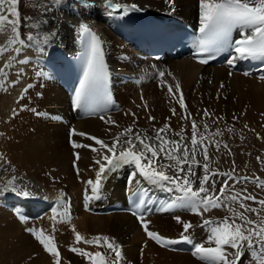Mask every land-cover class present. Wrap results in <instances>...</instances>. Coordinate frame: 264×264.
Segmentation results:
<instances>
[{"label":"bare ground","instance_id":"1","mask_svg":"<svg viewBox=\"0 0 264 264\" xmlns=\"http://www.w3.org/2000/svg\"><path fill=\"white\" fill-rule=\"evenodd\" d=\"M120 1L122 0H114L115 3ZM124 1H134V4H139L154 15L171 16L168 12H175L182 20L190 23L199 18V0H175L174 11L166 0ZM34 2L41 3L47 0H19L18 8L21 12L22 25L29 23L24 21L23 17L46 18L48 24L39 30V35L42 37L44 33L52 32L57 35L49 44L38 43L32 48L41 45L48 50L69 49L73 45L80 23H85L101 32L108 51L107 59L114 73V95L119 101L120 109L101 114L104 120H101V115L82 120L74 119V115L67 111L68 96L64 89H61L49 72L45 73L47 75L44 77L33 76L34 71L29 70L28 65L22 66L24 74L27 72V75L21 76L25 79L19 78L14 86L0 87V158H3L0 159V164L4 163V160L10 162L7 171H0V187L15 175L27 184L28 190L34 193L33 197H59L64 207L70 201L72 212L71 219L66 222L59 214L55 215V225L54 214L49 211L41 216H33L28 212L24 215L27 219L21 222L10 203L11 198H15L17 202L18 196L6 193L4 197H0V264H53L52 257L44 251L35 237L25 230L27 228L40 229L45 234L54 236L61 256V264H90L84 257L71 252L70 246L88 252L103 251L95 245L74 243L75 232H79L84 239H91L97 235L115 238L122 245L123 264H201L192 255L190 245L188 248L172 250L156 244L145 235L141 223L126 211L98 214L84 209L80 193L86 186L87 180L95 179L94 169L98 168L94 163L96 154L91 148L74 149L72 144L75 142L98 147L94 140L88 139L89 136L110 144L117 133L129 126L134 130H147L150 136H154L153 128H161L166 122L170 124L173 132H180L183 128L190 142L191 120L181 119L185 113L178 103H170L171 97L167 94V87H161L157 78L151 81L143 78L141 67L147 66L149 74L165 71L168 84L174 86L176 80L181 83L187 109L198 123L205 109L213 113L214 117H224L223 121L215 124L212 123V118H209L207 123L211 125V131L214 132L219 127L224 132L222 137L215 139L227 142L233 155H228L223 147L217 152L212 146L209 148L214 161L211 166L221 172H229L235 161L237 171L245 157L243 152L245 148L240 137L250 129L264 132V80H260L258 78L260 75L256 73L244 76L227 66L201 65L181 56L153 61V65H147L150 62L140 59L137 53L100 18L104 12L109 11L104 6L103 0H88L94 5L91 8L83 7L80 0H63L62 5L47 13L46 17H41L38 8L34 10L30 6ZM21 31L26 38L27 33L33 30L22 26ZM10 35V29L0 34V38L3 36L0 46L5 45ZM13 55V52H7L0 57V67H3ZM162 62L165 63L163 68ZM155 66L158 68L157 71ZM16 68L18 67L14 65L8 70L10 80H17ZM119 69L137 72L136 75L143 76L137 82L125 80L122 75L116 74ZM230 70L231 76L228 74ZM168 72L173 74L175 80L167 76ZM26 82H30L32 87L27 88L25 94L20 88ZM222 83L224 87L221 89ZM19 96L22 98L18 99ZM172 108H175L179 115H173ZM132 113H135V117ZM149 115L155 117V120L149 121ZM234 116L237 117L235 121ZM109 118L116 123H105ZM70 123L75 132L69 135ZM245 124L248 128L244 127ZM228 126L234 127L235 139L227 132ZM200 131H203V124H200ZM78 133L86 135L81 136ZM172 138L179 139L175 136ZM120 150L121 148L118 147L117 151ZM76 153H79V160L76 159ZM217 157H219L218 161ZM198 159L203 160L202 156ZM73 163L75 166H72ZM12 168L15 169L14 172ZM114 174L106 180L105 193L109 201L122 198L123 180L117 177V173ZM150 187L151 200L155 202L154 210L143 213L149 221V230L165 238L177 239L183 227L176 223L173 215H180L182 219L193 224L201 223V217L183 209L158 211V207L164 205L165 201L175 194ZM219 187L218 179L217 191ZM225 215H227L225 211L214 209L205 213L204 218H222ZM194 231L197 242L206 239L204 229L197 227ZM242 264H249L247 255L243 258Z\"/></svg>","mask_w":264,"mask_h":264},{"label":"snow or ice","instance_id":"2","mask_svg":"<svg viewBox=\"0 0 264 264\" xmlns=\"http://www.w3.org/2000/svg\"><path fill=\"white\" fill-rule=\"evenodd\" d=\"M80 2L85 8L94 7L88 0H80ZM62 3L63 0H47L41 3L34 2L30 6L34 10L38 8L41 17H46L47 13L61 6ZM103 3L110 15L123 17L130 11L139 10L136 4L115 3L114 0H103ZM166 3L173 11L175 10V0H166ZM18 4L19 0H0V34L9 29L11 33L5 45L0 46V57L7 52L14 53L3 67H0V87L14 86L24 75V69L17 68V80H10L8 70L17 64L31 63L27 56L20 58L25 49L32 48L38 43L47 45L57 35L55 32L44 33L42 37L39 35V30L48 24L46 18L23 17V20L29 23L22 25ZM22 26L33 30L27 33L26 38L21 31ZM77 34L82 48L79 53L82 61V75L79 86L75 90L74 105L77 108L91 106L94 111L104 112L114 104V101L109 89V70L105 63L102 41L85 23L79 24ZM193 44L200 64H207L218 55L227 53L226 62L230 69L235 68L239 62H248L259 67L262 74L258 78L264 80V0H199V27ZM36 50L41 54L44 52V48L41 47H37ZM228 74L231 76L232 71L230 70ZM251 74L248 71L243 73L245 76ZM37 75L44 77L47 74L38 72ZM165 76V71H158L157 79L161 87H167V94L171 97L170 103L179 104L180 109L185 113L181 119L191 120L190 142L183 128L180 132H173L167 122L161 128H153L154 136H150L147 130H134L132 126H129L117 133L110 144L92 136L88 139L94 140L98 147L73 142L74 149L91 148V151L96 154L94 163L98 168L94 169L95 179L85 182L90 186L91 193L89 195L86 189L84 195L86 204L89 201L99 200L103 196L104 183L110 174L124 166H129L132 168L129 173V183L136 185L131 196L134 207L138 210L132 212V215L141 222L149 239L162 247L181 243L190 245L192 255L201 264H242L246 255L249 257V264H264V199H258L246 187L236 189L238 184L251 183L257 189L264 190V179L258 176L253 178L239 175L236 172L235 161L229 172H221L211 166L214 161L209 152L210 147L214 146L217 152H220L223 147L228 155H233L227 142L215 139V137H222L224 132L219 127L214 132L211 131V125L207 123L209 118H212V123L215 124L223 121L224 117H214L213 113L205 109L198 123L187 109L181 83L176 80L174 86L168 84ZM167 76L175 80L171 72H168ZM31 87L32 85L29 84L28 88ZM223 87L222 83L220 88ZM27 90V88L24 90L25 94ZM145 108H147L146 103ZM171 112L173 115H179L175 108H172ZM132 115L135 117V113ZM100 118L104 120L103 115ZM236 119L237 117L234 116L233 120ZM148 120L154 121L155 117L149 115ZM105 123L115 124L116 122L109 118ZM200 124H203V131H200ZM244 127L248 128V125L245 124ZM226 130L230 134L235 131L231 126H228ZM78 135L86 134L78 133ZM173 136L179 139L172 138ZM257 138L264 139L259 134ZM243 139L244 137L241 136V140ZM118 147L121 148L119 152ZM75 155L79 160V153ZM199 156H202V161L198 159ZM216 159L218 161L219 157ZM257 161L264 164V160H261L259 156ZM9 163L4 160V163L0 164V171H7ZM12 171L14 172L15 169L12 168ZM77 174L79 175L78 168ZM218 179L220 187L217 191ZM145 184L175 193L171 199L165 201L164 205L158 207V211L183 209L201 217V223L193 224L191 221L182 219L180 215H173L176 223L183 227L177 239L165 238L149 230V221L139 211L146 204L152 203L150 193L144 187ZM6 193L25 199L34 195L28 190L27 184L23 183L22 178L15 175L0 187V197H4ZM248 201L257 206H252L247 203ZM60 207L63 208V211L59 212L60 217L63 220H70L71 202H67V207L63 204ZM214 209L226 211L227 215L222 218H204L205 213ZM52 212L55 225V214L58 213V209L54 207ZM18 215L21 222L27 219L23 214L18 213ZM197 227L206 232V239L200 242H197L195 238L194 230ZM25 230L30 232L42 245L44 251L52 257L53 264H61V256L53 235L45 234L40 229ZM53 231H55L54 226ZM73 231L75 232V229ZM81 242L103 249V251L88 252L82 248L70 246L71 252L84 257L90 264H123L122 245L115 238L97 235L91 239H84L79 232H75L74 243Z\"/></svg>","mask_w":264,"mask_h":264},{"label":"rangeland","instance_id":"3","mask_svg":"<svg viewBox=\"0 0 264 264\" xmlns=\"http://www.w3.org/2000/svg\"><path fill=\"white\" fill-rule=\"evenodd\" d=\"M130 2L134 3V1H130ZM135 3H137V2H135ZM7 33H9V32H7ZM0 40H3V36H2V38H0ZM35 115L36 114H34V116ZM257 134H259L260 137H264V132L263 133L260 131L256 132L255 130L252 131V129L247 131V132H244V134L242 135L244 137L243 140H241V137H240V140L243 143V147L245 148L244 149L245 151L242 150L244 152L245 157H244L243 162L240 164L239 169H237L236 172L241 176L247 175V176L253 177V178L258 176L259 178L264 179V164L259 163L257 161L258 156L261 158V160H264V139H258ZM231 137L234 139L236 138V132L235 131L233 133H231ZM72 166H74V165H72ZM244 187H246L248 189V191L251 192L253 195H255L258 199H264V190L257 189L253 184L247 183V184L236 185L237 190L244 188ZM254 188H255V190H254ZM247 203L251 204L254 207L257 206L255 204H253L251 201H248ZM253 218H255V217L253 216Z\"/></svg>","mask_w":264,"mask_h":264}]
</instances>
